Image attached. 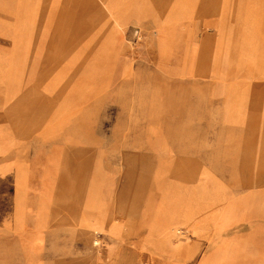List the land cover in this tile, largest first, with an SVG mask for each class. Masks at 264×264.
<instances>
[{
	"label": "rangeland",
	"instance_id": "1",
	"mask_svg": "<svg viewBox=\"0 0 264 264\" xmlns=\"http://www.w3.org/2000/svg\"><path fill=\"white\" fill-rule=\"evenodd\" d=\"M140 9L139 24L121 31L96 16L86 29L45 25L35 40L13 15L0 35V171L24 175L30 208L43 205L49 228L59 222L45 232L44 264H103L115 243L95 240L85 222H124L137 242L213 215L246 224L221 225L206 251H179L195 235L178 228L172 251L154 261L134 248L137 263L264 264V151L223 120L227 94L264 98L253 72L264 66V0H140ZM257 119L252 133L264 134Z\"/></svg>",
	"mask_w": 264,
	"mask_h": 264
},
{
	"label": "crops",
	"instance_id": "2",
	"mask_svg": "<svg viewBox=\"0 0 264 264\" xmlns=\"http://www.w3.org/2000/svg\"><path fill=\"white\" fill-rule=\"evenodd\" d=\"M88 4L92 6L100 5L99 12H89L94 9H87ZM140 10V0H0V35L3 34L4 38V35L10 30L13 15L16 17L15 29L19 30L22 27L24 30L29 31V35L33 34L31 35L32 39L37 40L40 38L41 31L45 25L62 27L77 24L84 26V29H86L85 25L90 26L96 23V16L100 17V24H111L118 31H121L128 25L139 24L138 16ZM184 10L190 13L193 12L189 7ZM25 12L26 14L24 15ZM194 12L195 14L211 13L213 10L206 7L203 10L196 9ZM76 14L77 17L75 18ZM72 15L75 16L73 17ZM244 37L245 45L251 47L252 42L250 43V41L253 40L252 37L248 33ZM262 56H259L260 59H262ZM253 72L257 73V79L262 78L264 80L263 65L257 66ZM243 95L245 99H238L239 96H242L241 94L238 96L232 94L231 97L230 94H227L229 97L224 106L226 107L224 111L225 119H223L225 122L224 127H233L234 124H241L247 127L252 137L250 143L261 145L260 151L263 152L264 134H253L251 127L253 125L252 117H256L258 118L256 121L259 122L257 127L264 129V98H260L250 104L252 96ZM240 101H244V103L240 104ZM240 106H243L244 119H242V111L237 110V107ZM250 153L252 154L251 147ZM258 158L264 159V157ZM230 199L228 195V202H230ZM218 205L220 204L218 203ZM30 207L28 203V185L24 175L22 177V174L16 171L7 172L6 170H1L0 264H44L45 232L47 230L60 229L59 225L56 226L59 222H54L53 219L49 228L47 218L44 215L43 205L38 206L36 204L34 208ZM203 221L204 219H199L195 221L197 222L196 224L191 221H182L174 226L195 235L193 245L184 246L179 251H206L209 247L208 240L215 239L216 233L218 235V231L221 229V225L226 224L223 229L231 230L239 225L246 224V221L241 222L235 217L226 219L218 215L211 217V220L208 221L210 224H204ZM118 224L111 223L108 226L105 220L100 222L90 221L89 225L86 222L84 223L91 231L92 237L93 235L97 236L94 238L95 240L100 238L101 235H106L110 236V239L115 243L110 251H105L104 259L101 260L99 258L100 263L138 264L135 258L137 253L134 248L148 251L149 257H152L150 259L154 261H157L156 256H161L159 251H172L167 245L171 232L173 229L175 230V228H171V224L153 227L152 231H149L147 239L137 242L134 231L128 225L124 222H121V226ZM206 241L207 243H205ZM118 244L125 251H118ZM129 245L133 247L131 248ZM204 245L205 248L202 249Z\"/></svg>",
	"mask_w": 264,
	"mask_h": 264
},
{
	"label": "bare ground",
	"instance_id": "3",
	"mask_svg": "<svg viewBox=\"0 0 264 264\" xmlns=\"http://www.w3.org/2000/svg\"><path fill=\"white\" fill-rule=\"evenodd\" d=\"M174 231V234H173V236H176V235H178V234H180L181 233V231H179V229L178 228H175V230H173ZM172 231V232H173Z\"/></svg>",
	"mask_w": 264,
	"mask_h": 264
},
{
	"label": "built area",
	"instance_id": "4",
	"mask_svg": "<svg viewBox=\"0 0 264 264\" xmlns=\"http://www.w3.org/2000/svg\"><path fill=\"white\" fill-rule=\"evenodd\" d=\"M99 246V245H98Z\"/></svg>",
	"mask_w": 264,
	"mask_h": 264
}]
</instances>
